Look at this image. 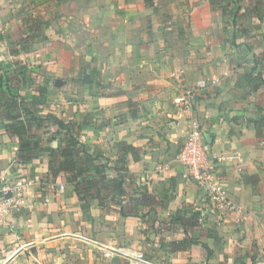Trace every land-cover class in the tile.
Masks as SVG:
<instances>
[{"label": "rangeland", "instance_id": "obj_1", "mask_svg": "<svg viewBox=\"0 0 264 264\" xmlns=\"http://www.w3.org/2000/svg\"><path fill=\"white\" fill-rule=\"evenodd\" d=\"M75 3L73 0H0L3 31V34L0 31V75L5 87L16 84L11 88L12 93L28 100L37 85L46 84L48 104L43 113H53L65 121L82 124L78 134L76 127L70 133L52 124H46L42 129L45 149L39 154L43 158L36 162L42 168L41 177L37 179L39 185L34 187V198L43 202L40 196L45 187L60 195L58 203L56 198L49 201L54 209L49 208L50 212H46L48 220L55 223L48 226L49 232L58 242H38L40 256L29 261L22 255L15 264H131L124 254L128 251L142 254L155 264H211L208 260L215 252L204 246L201 239L204 232L190 234L198 242L186 251H173L170 247L171 240L184 236L171 217L178 210L195 211L196 207L193 202H182L176 210L168 208L177 188L175 179H152L136 172L127 173L124 196L104 197L102 204L97 199L82 202L74 185L67 181V173L53 176L46 148L56 147L63 138L70 141L68 134L72 133L86 149L97 150L96 161L106 166L109 179L116 175L118 166L116 146L110 136V127L101 142H96L94 128L98 124H110L116 116L125 118L126 114L118 110L122 106L133 101V109L140 108L139 113H144L141 108L148 109L154 113L151 123L157 125L155 119L162 118L159 114L168 117L174 110L173 95L192 89L197 79H206L207 86L196 92L194 105L199 94L205 91L215 94L225 75L234 77V74L248 73L264 85V0H156L154 7L144 6V12L138 10L141 3L134 1L135 12L128 18L132 34L127 40L136 42L143 49L148 48L145 53L152 58L180 60L176 65H167L159 87H156L158 84L151 86L158 88V95L152 98L146 89V93L140 92L146 96H132L138 91L135 84H130L129 88L116 85L120 78H116L119 72L115 66L114 48L117 41L126 38L112 32L118 27L114 15L117 2L101 0L102 12H98V17L69 18L64 12H73ZM84 5L87 9L93 6L92 0H85ZM85 46L92 47L95 53L86 52ZM91 63L98 65L99 71L96 81L87 85L82 83L81 76L89 73L93 67ZM110 63L115 71L111 76L110 68L104 74ZM149 71L153 72L152 69ZM213 77L217 79L215 83ZM113 94L119 95L117 99H111ZM96 97L105 99L100 104ZM107 108L110 110L106 111ZM95 110L100 114L95 115ZM193 116L198 123L194 110ZM256 119L257 127L264 134V116L260 109L256 111ZM12 167L17 168L16 164ZM21 174L25 175V172L21 171ZM180 175L183 178L182 173ZM183 180L199 193L193 181ZM210 207L216 210L212 204ZM204 219L202 224L209 221L207 217ZM250 223L253 225V221ZM262 223L264 228V221ZM209 225L207 231L218 223L210 221ZM62 232L69 234L58 237ZM73 234L79 238L76 240ZM93 241L99 243L95 245ZM212 244L216 246V243ZM108 247L114 249V253L105 254ZM220 255L223 258L218 264L264 262V238L259 242L258 237L253 236L249 246L240 247L232 256L221 252Z\"/></svg>", "mask_w": 264, "mask_h": 264}, {"label": "crops", "instance_id": "obj_2", "mask_svg": "<svg viewBox=\"0 0 264 264\" xmlns=\"http://www.w3.org/2000/svg\"><path fill=\"white\" fill-rule=\"evenodd\" d=\"M75 1L74 11L64 12L68 14L67 17L69 18L80 16L93 18L99 16L98 12H102L101 3H99L101 0H92L93 6L88 9L84 5L85 0ZM75 1L73 0V2ZM134 1L143 5L140 4L138 7V10H142V12L145 11L144 6L147 8L154 7L145 3L144 0H114V2H117L115 3L116 13L114 15L116 14L115 22H117L118 27L117 31L112 32L113 34H123L126 37L124 41L123 39L117 41L114 48L116 50L115 66L117 72H119V76L116 78H120V83L117 82L116 85L121 88H129L130 84H135V86H138V91L136 94H131L132 96H146V94L140 95V92L146 93L144 91L146 89L148 93L152 94L150 97L152 98V96L158 95V88H151V86L158 84L156 87H159V84L163 82L161 78H163L168 68L167 65H176L180 60L175 59L174 61L166 59V57L158 58V56L152 58L150 54L145 53L148 48L143 49L136 42L127 40L130 39L128 35L132 34L128 25V18L135 12ZM155 1L153 0V3ZM122 23L126 25L124 26ZM0 31L3 32L1 26ZM85 51H89L91 54L95 53L94 49L89 46H85ZM141 54L145 56L141 57ZM69 58H72L70 53ZM91 65L95 69L98 66L94 63H91ZM112 66L110 63L104 69V74L107 73V68H110L109 76H111L110 74L115 72ZM149 69H152L153 72ZM98 71L97 68L95 80L92 83L96 81ZM226 72H228V69ZM223 78L215 94H212L211 91H205L196 97L194 114L202 128L204 140L210 143L217 178L227 188L230 198L241 207L239 213L224 212L216 208V210H213L210 207L211 203L203 195L198 185L196 186L199 193H196L195 189L188 186V182H184L183 179L185 178H181V169L175 161V154L182 144L187 122L183 116L180 117V119H183L178 120V108L173 102L174 110L168 113L166 107H164V112L165 114L168 113V117L159 114L162 118L155 119L157 125L151 123L154 113L148 109L144 110V108H141L144 113H139L138 109L140 108L133 109L135 102L131 101L130 105L127 104L118 109L126 114L125 118L119 119V116H116L111 119L110 124H98L94 128L96 130L94 131L96 142L103 141V136L110 127V136L113 137L112 142L116 146V151V144L119 141L131 144L137 149L135 160L129 155L128 168L130 173L136 172L141 177L150 176L152 179L160 177L166 178V180L167 178L176 180L175 196L169 203L168 208L176 210L180 207L179 203H194L195 210L201 213L200 224L202 232H204L201 239L208 249L215 252L214 256L208 260L211 264H218L222 260L223 257L220 252L232 256L236 250H240V247L249 246L253 236L258 237L259 242L264 238L262 223L264 221V134L257 127L256 119V111H259V109L264 116V85L261 84L259 87L254 88L247 84L246 80H243L242 75L237 76L234 74V77H232V74H230V76L225 75ZM237 80H240V83H237ZM255 80L257 83L260 82L257 78ZM123 94L119 93V95ZM176 94L178 93H175L173 98ZM119 95L113 94L111 99H117ZM105 97L110 96L105 95ZM96 98L99 99L100 104L103 103L104 99ZM109 108L112 111V107ZM109 108L106 111H109ZM98 114L100 112L95 110V115ZM111 114L115 116L113 113ZM262 128L264 130V127ZM17 154V142L5 133L0 122V168L6 169L15 164ZM41 158L43 157L38 156L22 162V172H25V175L21 174V176L31 182L30 190L33 196L30 202H23L24 205L19 212L10 216L9 222L0 225V264H15V260L17 261L22 255L27 256V259L31 261L40 256L39 249H37L38 242H58L56 237L49 232L51 229H48V226H53L55 223L53 220H48V216L46 217V212H50L49 208L53 210L54 206L49 201L41 202L39 198H34V187L39 185L37 179L41 177L40 168H42L41 164L36 162ZM42 192H44L41 195L42 198L46 195L49 196L50 200L56 198L57 203L59 202L60 195L54 194V191H49L45 187ZM205 217L209 221L202 224L201 221ZM203 221H206V219ZM210 221L218 223V226L212 227V230L216 233V236L213 237L208 236L206 232L207 228L210 227V225L207 226ZM250 221H253V225ZM10 222L13 225H10ZM179 229L182 231L181 228ZM68 234V232H62L58 237ZM73 235L76 240L79 238L75 234ZM97 242L99 243V241ZM212 242L216 243V246ZM229 261L232 260L229 259Z\"/></svg>", "mask_w": 264, "mask_h": 264}, {"label": "trees", "instance_id": "obj_3", "mask_svg": "<svg viewBox=\"0 0 264 264\" xmlns=\"http://www.w3.org/2000/svg\"><path fill=\"white\" fill-rule=\"evenodd\" d=\"M144 2L151 6L155 4L153 0H144ZM95 74L96 69L91 67L89 73H82L81 81L90 84L95 80ZM242 78L254 88L261 85L248 73H244ZM9 81L12 80L9 79ZM237 83H240V80H237ZM15 85L5 87L3 76L0 75V121L5 133L18 144V161L25 162L36 158L45 149L42 129L46 127V124L55 125L69 133L76 127L78 134L79 124L65 121L53 113H43L48 104L46 84L37 85L35 92L28 100L12 93L11 88ZM68 135L70 141L63 138L56 147L46 148L49 156L48 165L53 176L60 172L67 173V181L74 185V190L82 202L97 199L99 204H102L104 197L124 196L126 194L125 174L130 173L129 155L135 160L137 149L124 141L116 144L118 156L116 175L108 179L106 166L96 161L97 150L89 151L72 136V133ZM200 216L201 213L198 210L185 209L178 210L171 217L173 224L181 228L184 234L183 237L169 242L173 251H186L192 244L198 242V239L190 237V234L196 231L202 232ZM207 235L213 237L216 233L209 229ZM204 246L206 247V244Z\"/></svg>", "mask_w": 264, "mask_h": 264}, {"label": "built area", "instance_id": "obj_4", "mask_svg": "<svg viewBox=\"0 0 264 264\" xmlns=\"http://www.w3.org/2000/svg\"><path fill=\"white\" fill-rule=\"evenodd\" d=\"M216 80L213 78L212 82L215 83ZM206 86V79H197L192 89L178 93L173 98V103L179 110L178 118L186 116L187 122L182 144L175 154V161L183 177L198 185L203 195L216 209L239 213L241 207L230 198L227 188L217 178L210 143L204 140L202 128L193 116L195 94ZM14 163L17 166L14 170L13 167L0 168V225L9 222L10 216L19 212L24 205L23 202H30L33 196L30 190L31 182L21 176L22 161L17 160ZM42 200L48 202L50 198L45 195ZM9 224L13 225L11 222ZM93 243L98 244L97 241ZM113 251L114 249L108 247L104 252L108 254L114 253ZM124 254L129 257L131 264H155L142 254H135L131 251ZM258 264H264V262Z\"/></svg>", "mask_w": 264, "mask_h": 264}]
</instances>
